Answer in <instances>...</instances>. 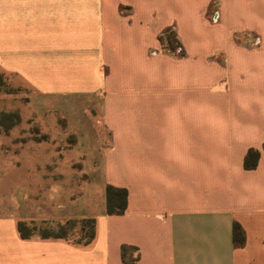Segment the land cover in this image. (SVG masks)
Returning a JSON list of instances; mask_svg holds the SVG:
<instances>
[{"label":"crops","instance_id":"1","mask_svg":"<svg viewBox=\"0 0 264 264\" xmlns=\"http://www.w3.org/2000/svg\"><path fill=\"white\" fill-rule=\"evenodd\" d=\"M0 74L61 135L0 138V264H125L124 247L134 264H264V0H0ZM84 219L86 246L18 230Z\"/></svg>","mask_w":264,"mask_h":264},{"label":"rangeland","instance_id":"2","mask_svg":"<svg viewBox=\"0 0 264 264\" xmlns=\"http://www.w3.org/2000/svg\"><path fill=\"white\" fill-rule=\"evenodd\" d=\"M9 82L8 77L0 74V96L4 97L1 101L3 113L0 117V138L5 143L4 150L13 152L15 142L25 143L29 140L61 142L60 134L47 129L48 123L39 122L35 118L27 116L29 110L26 98L27 89L24 86L13 87ZM53 121L62 125L60 118H53ZM48 152L52 153L51 150ZM66 177L68 176H53L49 181L40 182L39 186L48 188L50 191L57 187H63V190L59 192L73 193L72 188L82 183L66 180ZM38 227L40 228L39 225H37ZM68 229L69 237L72 240L80 238L79 226L76 225Z\"/></svg>","mask_w":264,"mask_h":264},{"label":"trees","instance_id":"3","mask_svg":"<svg viewBox=\"0 0 264 264\" xmlns=\"http://www.w3.org/2000/svg\"><path fill=\"white\" fill-rule=\"evenodd\" d=\"M164 43V49L168 53H176V51L181 48L178 43L176 36L167 31L162 37ZM175 55L183 56L181 53H176ZM264 153V147H263ZM261 157V152L258 150L251 149L248 151L247 156L244 161V167L246 170H254L257 168L259 159ZM127 208V191L124 189H117L111 186L107 187V213L109 215H122L125 213ZM79 226L80 238L77 240H72L69 237V229L73 226ZM19 233L23 238H30L36 233H39L41 237L45 239H65L74 242L78 245H89L96 237V221L93 219H84L81 221L69 220L65 224L60 225L56 229L50 228L47 225H41L37 228V225L33 223L21 222L18 225ZM235 236H242L243 231L241 227L237 224L234 226ZM127 248L124 247L122 251L123 261L125 264H134L135 260L132 262L126 261Z\"/></svg>","mask_w":264,"mask_h":264},{"label":"built area","instance_id":"4","mask_svg":"<svg viewBox=\"0 0 264 264\" xmlns=\"http://www.w3.org/2000/svg\"><path fill=\"white\" fill-rule=\"evenodd\" d=\"M178 52H180V49H178Z\"/></svg>","mask_w":264,"mask_h":264}]
</instances>
